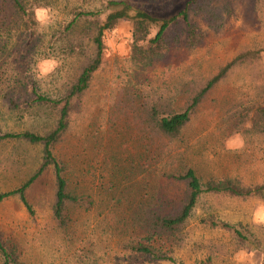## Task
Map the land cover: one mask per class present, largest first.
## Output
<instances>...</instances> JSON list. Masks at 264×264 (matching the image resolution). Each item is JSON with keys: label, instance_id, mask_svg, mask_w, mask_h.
Returning a JSON list of instances; mask_svg holds the SVG:
<instances>
[{"label": "rangeland", "instance_id": "rangeland-1", "mask_svg": "<svg viewBox=\"0 0 264 264\" xmlns=\"http://www.w3.org/2000/svg\"><path fill=\"white\" fill-rule=\"evenodd\" d=\"M112 1H125L161 18L177 13L186 0ZM228 1L232 15L220 28L205 30L199 46L171 48L146 68L129 61L130 21L120 20L104 32L102 63L89 88L72 102L68 129L55 145V154L67 165L70 187L84 204L66 207L65 228L55 224L52 168L25 192L33 215L17 198L0 204V239L23 264H203L207 258L212 264H263L264 199L259 197L201 195L180 230L182 241L171 246L153 243L174 262L126 249L140 240L130 233L133 215L152 194L171 200L183 195V184L164 182L170 169L191 167L201 182L264 181V123L253 116L256 107H264V0ZM98 5V0L85 4ZM35 16L39 32L61 18L46 9L36 10ZM81 31L72 35L78 52L60 56L62 65L54 60L39 64L40 89L47 96L64 94L80 67L93 57L92 34ZM221 70L224 76L200 98L177 139L150 126L152 107L167 114L184 110ZM52 126L54 116L42 110L14 111L0 100L3 132L43 134ZM39 159V146L1 144L0 191L24 182ZM210 215L239 224L258 249L241 248L230 233L200 222Z\"/></svg>", "mask_w": 264, "mask_h": 264}, {"label": "trees", "instance_id": "trees-1", "mask_svg": "<svg viewBox=\"0 0 264 264\" xmlns=\"http://www.w3.org/2000/svg\"><path fill=\"white\" fill-rule=\"evenodd\" d=\"M218 1L186 0L177 13L159 18L135 9L125 1L98 0V7H87L85 4L90 3V0H0V87H5V90H0L3 91L0 100L14 111L42 110L54 116V126L43 134L28 130L3 132L0 129V145L15 142L40 148L36 169L24 182L10 190L0 191V204L7 199L17 198L26 212L33 215L25 192L48 168H52L55 186L52 219L59 228H65L66 207L80 206L84 202L82 196L72 191L67 165L55 154V145L68 129L72 102L89 88L93 75L102 63L105 52L104 32L113 30L120 20L130 21L129 61L136 68H146L161 60L171 48L195 49L203 42L205 30L220 28L232 15V9L228 0L221 7L216 6ZM38 9H46L61 18L53 20L46 31L39 32L35 16ZM78 28L84 30L82 34H92L90 40L94 47L93 57L80 67L64 94L56 98L49 97L40 89L39 64L45 60H54L60 66L64 61L60 56H71L78 52L79 45L72 36ZM224 74L225 70H221L180 112L161 113L152 107L147 119L150 126L170 140L177 139L189 123L200 98ZM253 116L255 120L260 119L264 123V107H256ZM250 126L253 127V124ZM164 182L183 184L184 193L178 200H171L165 194H152L134 212L130 233L135 238L140 237V240L126 246L132 254L174 262L154 247L153 243H160L161 246L180 243V230L190 219L201 195L224 194L242 199H264V181L253 185H244L238 179L226 178L201 182L195 171L187 166L170 169L164 175ZM200 222L211 230L220 229L230 233L241 248L258 249L257 243L239 224L221 221L212 215L203 217ZM0 264H23L1 239ZM203 264H212L211 258H207Z\"/></svg>", "mask_w": 264, "mask_h": 264}, {"label": "clouds", "instance_id": "clouds-1", "mask_svg": "<svg viewBox=\"0 0 264 264\" xmlns=\"http://www.w3.org/2000/svg\"><path fill=\"white\" fill-rule=\"evenodd\" d=\"M42 15V14H41Z\"/></svg>", "mask_w": 264, "mask_h": 264}]
</instances>
